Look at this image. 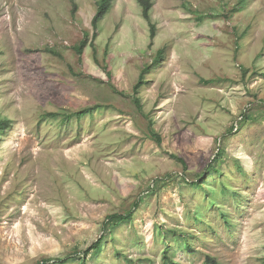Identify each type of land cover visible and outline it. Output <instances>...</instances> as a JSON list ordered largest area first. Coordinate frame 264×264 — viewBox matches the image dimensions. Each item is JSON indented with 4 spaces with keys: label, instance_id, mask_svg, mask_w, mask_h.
Here are the masks:
<instances>
[{
    "label": "rangeland",
    "instance_id": "obj_1",
    "mask_svg": "<svg viewBox=\"0 0 264 264\" xmlns=\"http://www.w3.org/2000/svg\"><path fill=\"white\" fill-rule=\"evenodd\" d=\"M99 1L0 0V264H264V0Z\"/></svg>",
    "mask_w": 264,
    "mask_h": 264
},
{
    "label": "trees",
    "instance_id": "obj_2",
    "mask_svg": "<svg viewBox=\"0 0 264 264\" xmlns=\"http://www.w3.org/2000/svg\"><path fill=\"white\" fill-rule=\"evenodd\" d=\"M138 1L142 6L143 16L148 21V23L150 25L151 38H154L156 35V25L151 21V16H150V11L152 8V2H151V0H138ZM110 7H111V0H100L99 1L98 10H97V12H96V14L92 20L93 27L95 29L98 27L99 21L102 20V18H104L105 14L108 12ZM87 38H88V33L86 32L84 39L81 41L80 45L76 48L79 53L82 52V49L87 42ZM203 81L206 83L213 82V80H211V79L210 80L203 79ZM141 85H142V74H141L140 81L135 85V92H138ZM96 108H99V106L87 107V108L79 110L75 113L61 112V111L48 112L44 116L52 118V119H59L60 118L64 121H66L69 118H71L72 115H76L79 119H81L85 115L92 113ZM7 126H8V121H4V122L0 123L1 129H5V128H7ZM173 157L184 162L182 157H179L176 155H173ZM132 216H133L132 212H128L126 214L115 213V214L108 215L106 220L104 221V226L105 227L116 226L119 223L126 222V221L130 220L132 218ZM104 238H105V235H104V237L100 238L98 241H96L86 251H84L82 253L83 257L80 260V264H87V257L92 251L99 252V250L101 248L102 240ZM164 259L166 261H164L163 264H179V263L175 262L174 260H172L170 257H167V255L164 256ZM49 261H50L49 259H45L44 263L45 264L49 263ZM57 262H59V264H65L67 262V259H61ZM206 262L207 263H205V264H218L217 261L210 256L207 257Z\"/></svg>",
    "mask_w": 264,
    "mask_h": 264
}]
</instances>
